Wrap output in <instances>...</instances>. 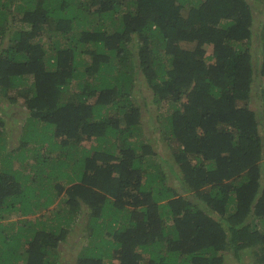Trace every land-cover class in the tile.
<instances>
[{
    "label": "trees",
    "instance_id": "16d2710c",
    "mask_svg": "<svg viewBox=\"0 0 264 264\" xmlns=\"http://www.w3.org/2000/svg\"><path fill=\"white\" fill-rule=\"evenodd\" d=\"M254 1L0 0V99L24 108L12 148L0 108V264H63L76 226L75 264H264Z\"/></svg>",
    "mask_w": 264,
    "mask_h": 264
},
{
    "label": "rangeland",
    "instance_id": "374dc122",
    "mask_svg": "<svg viewBox=\"0 0 264 264\" xmlns=\"http://www.w3.org/2000/svg\"><path fill=\"white\" fill-rule=\"evenodd\" d=\"M258 4H256V0L254 1V9H253V15H254V26L255 27L258 23L259 17L261 16L259 13L263 11V5L260 4V2H257ZM255 30V29H254ZM254 40L253 42L257 41V37L256 35H253ZM207 51L206 54L209 55L211 52V46H207L206 47ZM255 53L257 54V51L255 50ZM210 61V60H209ZM261 85L264 86V79L261 82ZM254 88L253 87V92H254ZM139 89H141L140 93H138L137 96V101H139L140 105L142 104L143 107L142 109L144 110V112H146V109H152L153 110V116H155V112L156 111V106L151 102V97H150V93L145 89V86L141 85L139 86ZM251 105L254 109H256L258 106V97L254 96V100L251 102ZM159 112H165L166 110H169V104L166 101H162L159 104ZM0 108H3V115L6 117L7 121H8V125L6 126V130L5 132L7 133V135L9 136L8 138V142L10 143L11 148L18 144V136L21 133V117L23 115L24 112V108L21 106V104H8L5 101L0 99ZM1 111V110H0ZM6 113V114H4ZM25 114V113H24ZM149 115V114H148ZM147 115V117H148ZM144 132L147 138H151V140H149V142L155 147V149L158 147V145L160 144V138L158 137V133L154 130V127L156 125L154 117H151V120L146 118L144 121ZM5 135V136H7ZM92 142L91 141H84L83 144L85 146H89ZM169 154L168 150H163V157L167 158V155ZM162 161H165V159H163ZM191 161H195V159H191ZM162 165H167L165 163H161ZM14 168L16 170L19 169V165L18 162L13 164ZM165 168H169V167H165ZM20 171L24 172V173H28V170L24 169V167L20 168ZM166 172H168V170H166ZM170 183L172 184L173 181L170 178ZM5 214V213H4ZM3 220H1L0 222L3 225H9V223H11L12 221H15L17 218L16 215H6L3 216ZM15 227V225H14ZM85 230L80 229V226H76V230L71 233L68 238L67 241L65 242H61L59 249L61 251V256H62V261L63 264H75L76 263V258L78 256V252L80 250V246L83 243V238L85 236ZM248 256H244L245 257H250L249 253L246 254ZM250 262H251V257H250ZM249 262V263H250ZM117 262L115 260H112L110 264H116ZM223 264H233L232 260L228 257H226V260L224 261Z\"/></svg>",
    "mask_w": 264,
    "mask_h": 264
}]
</instances>
